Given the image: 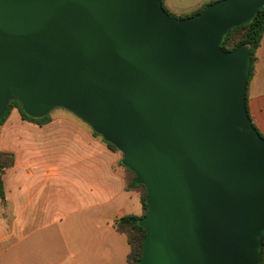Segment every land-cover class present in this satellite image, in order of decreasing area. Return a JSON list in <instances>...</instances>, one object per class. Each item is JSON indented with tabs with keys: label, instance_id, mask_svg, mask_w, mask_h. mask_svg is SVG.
<instances>
[{
	"label": "water",
	"instance_id": "obj_1",
	"mask_svg": "<svg viewBox=\"0 0 264 264\" xmlns=\"http://www.w3.org/2000/svg\"><path fill=\"white\" fill-rule=\"evenodd\" d=\"M263 6L180 18L162 0H0V124L12 100L36 118L60 107L115 145L147 190L140 264H259L250 52L221 43Z\"/></svg>",
	"mask_w": 264,
	"mask_h": 264
},
{
	"label": "crops",
	"instance_id": "obj_2",
	"mask_svg": "<svg viewBox=\"0 0 264 264\" xmlns=\"http://www.w3.org/2000/svg\"><path fill=\"white\" fill-rule=\"evenodd\" d=\"M208 1L163 0L179 16ZM247 98L264 134V36ZM0 152L12 154L1 174L0 264H129L118 224L143 206L127 187L121 151L67 109L40 122L16 106L0 125Z\"/></svg>",
	"mask_w": 264,
	"mask_h": 264
},
{
	"label": "trees",
	"instance_id": "obj_3",
	"mask_svg": "<svg viewBox=\"0 0 264 264\" xmlns=\"http://www.w3.org/2000/svg\"><path fill=\"white\" fill-rule=\"evenodd\" d=\"M216 1H219V0H209L198 10L194 11L193 13L186 14V15L178 16L170 12L168 9L167 10L174 17L187 18V17H192V16H196L200 14L207 5L214 3ZM162 4L164 5L163 0H162ZM263 36H264V6L260 8L258 14L249 23L242 24L232 29L221 43V47L225 50H232L237 47H246L249 50L250 59H251L249 82L253 78L254 73H255V63L257 60V52L261 46ZM247 102H248V98H247ZM16 106L20 109L22 116L27 119L43 122V121H47L50 117V113L40 118L32 117L23 110L18 100H12L8 105L7 111L1 121V124L9 116L12 108ZM95 134L101 136L100 134L96 132ZM261 135L264 137L263 133H261ZM102 139L112 149L120 151L115 145L106 141L103 137ZM11 164H12V154L0 152V195L3 194L1 174L4 168L7 166H10ZM124 167L126 168V171H127L126 173L127 187L129 190L136 191L139 194V197H140V200L143 206V214L142 215L131 214V215H127L123 217L121 222L118 224V229L127 235L128 242L131 247V251L128 255L129 264H140L142 254H143V241L146 235V230L143 227L141 221L148 212V205L146 202L147 190L143 184L137 182L136 174L131 169H129L127 166L124 165ZM259 264H264V245L260 252Z\"/></svg>",
	"mask_w": 264,
	"mask_h": 264
},
{
	"label": "rangeland",
	"instance_id": "obj_4",
	"mask_svg": "<svg viewBox=\"0 0 264 264\" xmlns=\"http://www.w3.org/2000/svg\"><path fill=\"white\" fill-rule=\"evenodd\" d=\"M179 16V15H178Z\"/></svg>",
	"mask_w": 264,
	"mask_h": 264
}]
</instances>
